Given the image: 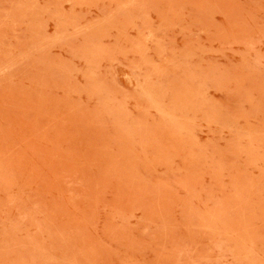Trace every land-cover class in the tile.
<instances>
[{"label":"rangeland","instance_id":"obj_1","mask_svg":"<svg viewBox=\"0 0 264 264\" xmlns=\"http://www.w3.org/2000/svg\"><path fill=\"white\" fill-rule=\"evenodd\" d=\"M0 264H264V0H0Z\"/></svg>","mask_w":264,"mask_h":264}]
</instances>
